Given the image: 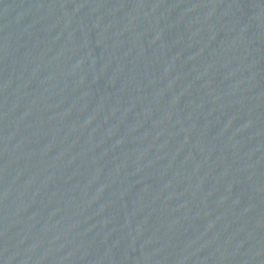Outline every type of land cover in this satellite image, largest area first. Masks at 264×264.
<instances>
[{"label": "water", "instance_id": "obj_1", "mask_svg": "<svg viewBox=\"0 0 264 264\" xmlns=\"http://www.w3.org/2000/svg\"><path fill=\"white\" fill-rule=\"evenodd\" d=\"M0 264H264V0H0Z\"/></svg>", "mask_w": 264, "mask_h": 264}]
</instances>
